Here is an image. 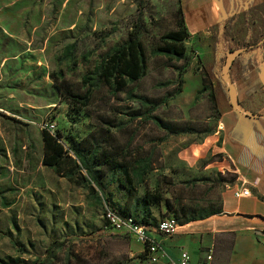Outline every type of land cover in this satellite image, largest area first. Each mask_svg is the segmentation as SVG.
Listing matches in <instances>:
<instances>
[{"label":"rangeland","instance_id":"rangeland-1","mask_svg":"<svg viewBox=\"0 0 264 264\" xmlns=\"http://www.w3.org/2000/svg\"><path fill=\"white\" fill-rule=\"evenodd\" d=\"M179 19L177 0H0V264H148L133 238L107 225L105 208L172 215L142 202L155 190L197 215L218 206L223 67L264 34V10L189 36L180 59L163 56L156 49ZM134 25L143 75L116 90L96 68ZM58 85L87 104H71ZM43 129L70 137L85 158L113 157L117 165L91 162L102 192L83 170L79 183L41 164Z\"/></svg>","mask_w":264,"mask_h":264},{"label":"crops","instance_id":"crops-1","mask_svg":"<svg viewBox=\"0 0 264 264\" xmlns=\"http://www.w3.org/2000/svg\"><path fill=\"white\" fill-rule=\"evenodd\" d=\"M177 2L190 36L257 6H262L258 11L264 10V0ZM228 74L234 99L251 115L238 111L226 93L218 122L220 159L215 165L229 181L222 183L219 193L220 212L178 225L169 237L155 233L171 260L183 250L192 264H203L207 255L210 264H264V47L235 56ZM237 188L248 194L234 197L232 191ZM147 263L166 264V260Z\"/></svg>","mask_w":264,"mask_h":264},{"label":"trees","instance_id":"trees-1","mask_svg":"<svg viewBox=\"0 0 264 264\" xmlns=\"http://www.w3.org/2000/svg\"><path fill=\"white\" fill-rule=\"evenodd\" d=\"M261 7L262 6L260 5L252 10L258 11ZM178 13L180 15V19L177 22L176 29L162 36L161 45L156 49L159 54L166 57H174L176 59L182 58L185 52L183 42L190 36L184 27L179 8ZM228 21L229 18L223 22L222 27L224 30L226 29L225 25ZM138 33L139 25H134L128 33L126 40L114 48L100 61L96 68V72L98 78H100L106 86L116 90H121L127 85V83H133L143 75L144 51L140 41L138 40ZM263 47L264 34L259 36L257 39L247 43H241L238 46L242 52ZM56 89L60 95L67 99L71 104H78L81 107L87 104V95L72 93L65 86L60 87L58 85L56 86ZM177 91L178 90L168 94L164 101L172 97L175 93H177ZM184 132L185 131H175L174 133L181 134ZM40 138L42 143L41 164L43 166L51 169L55 174L64 177L67 180H71L72 177L77 176L80 180L79 183H86V179L81 175V171L83 170L88 177L87 182H92L101 192L103 191V186L99 182L98 176L91 168V162L96 164L104 163L111 166L117 165L113 157L104 153L100 157L91 155L89 159L85 158L82 154H80L79 149L74 144L72 139L67 136L63 137L58 131H55L52 134L43 129L40 132ZM61 141L66 142L67 149L64 148ZM227 181H229L227 176L226 178H221L222 183ZM141 200L147 206H153L163 202L166 211L171 212L173 215L166 216L173 217L178 225L202 219L220 212L218 203V206L215 209L197 215L191 212L188 206L181 205L179 198L174 199V203H171L169 199H164L162 193L158 190L153 192L144 191ZM109 209L121 217H130L135 223L144 226H152L157 221L152 220L149 217L139 219L130 214H120L113 208Z\"/></svg>","mask_w":264,"mask_h":264},{"label":"built area","instance_id":"built-area-1","mask_svg":"<svg viewBox=\"0 0 264 264\" xmlns=\"http://www.w3.org/2000/svg\"><path fill=\"white\" fill-rule=\"evenodd\" d=\"M50 129H53L50 126ZM46 130V129H45ZM52 133L53 130H47ZM234 197L246 196L248 191L244 188H237L232 191ZM103 217L107 225L116 232L133 238L141 247L145 259L149 263H156L159 260H166V264H192L190 256L187 252L180 250L176 260H171L166 255L161 245L155 240L154 234L162 236H172L177 229V222L171 216H165L158 219L152 226H144L137 224L130 217H121L114 213L111 209L105 208ZM210 255L205 256L203 264H210Z\"/></svg>","mask_w":264,"mask_h":264},{"label":"water","instance_id":"water-1","mask_svg":"<svg viewBox=\"0 0 264 264\" xmlns=\"http://www.w3.org/2000/svg\"><path fill=\"white\" fill-rule=\"evenodd\" d=\"M240 52H242L241 50H237V51H233V52H230L226 61H225V64H224V67H223V74L225 76V80H226V83H227V86H228V89H229V93H230V98H231V101H232V104L233 106L240 112H243L245 114H249L251 115L250 113L246 112L245 110H243L239 104L237 103V101L234 99V96H233V91H232V83H231V80H230V77H229V74H228V68L232 62V60L234 59L235 56H237Z\"/></svg>","mask_w":264,"mask_h":264}]
</instances>
